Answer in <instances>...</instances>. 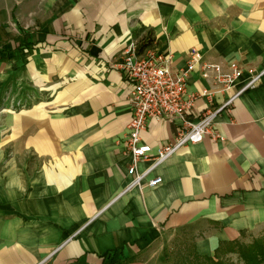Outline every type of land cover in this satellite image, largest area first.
Segmentation results:
<instances>
[{"label":"crops","instance_id":"1","mask_svg":"<svg viewBox=\"0 0 264 264\" xmlns=\"http://www.w3.org/2000/svg\"><path fill=\"white\" fill-rule=\"evenodd\" d=\"M130 40L169 54L173 72L195 47L246 77L264 70V0H0V264H148L175 232L212 255L264 230V73L217 114L223 139L205 134L149 173L158 184L117 196L132 83L115 62ZM210 75L196 66L185 94ZM238 85L197 95L188 118ZM179 125L148 119L141 141L154 150Z\"/></svg>","mask_w":264,"mask_h":264},{"label":"built area","instance_id":"2","mask_svg":"<svg viewBox=\"0 0 264 264\" xmlns=\"http://www.w3.org/2000/svg\"><path fill=\"white\" fill-rule=\"evenodd\" d=\"M169 61V54L154 49L141 51L137 42L130 40L121 49V56L115 62L124 77L132 83L127 95L132 115L121 139L124 148L131 155L127 168L129 179L117 196L135 188L141 190L145 186L158 184L161 177H148L149 173L181 147L201 141L205 134H211L214 139H223L213 129L217 114L222 109H228L242 91L254 87L264 73V70L254 72L247 69L248 75L242 77L243 69L236 62H230L228 70L223 71L220 64L203 61L202 53L195 47L189 49L185 66L175 72L170 69ZM196 66L200 67L205 76L208 72L211 74V85L203 88L200 94L186 95V79ZM235 85H238L235 91L219 105L206 108L195 120L188 118L193 99L197 95L211 99L215 92L230 90ZM175 118L179 119L180 125L171 141L154 150L148 143L141 141L140 132L148 119L171 121ZM139 160L147 161L148 164L139 169Z\"/></svg>","mask_w":264,"mask_h":264},{"label":"rangeland","instance_id":"3","mask_svg":"<svg viewBox=\"0 0 264 264\" xmlns=\"http://www.w3.org/2000/svg\"><path fill=\"white\" fill-rule=\"evenodd\" d=\"M7 95L9 98L12 96L11 93ZM12 98L6 103L9 110L24 109L23 102ZM0 111H3L1 106ZM161 242V248L150 255L148 264H264V230L225 243L212 255L196 253L191 235L186 231L175 232L171 237L163 238Z\"/></svg>","mask_w":264,"mask_h":264},{"label":"trees","instance_id":"4","mask_svg":"<svg viewBox=\"0 0 264 264\" xmlns=\"http://www.w3.org/2000/svg\"><path fill=\"white\" fill-rule=\"evenodd\" d=\"M204 257H207V256H204ZM208 258V257H207Z\"/></svg>","mask_w":264,"mask_h":264}]
</instances>
